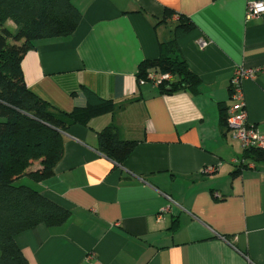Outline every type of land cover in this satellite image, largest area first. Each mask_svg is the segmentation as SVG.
Listing matches in <instances>:
<instances>
[{
  "label": "crops",
  "instance_id": "crops-1",
  "mask_svg": "<svg viewBox=\"0 0 264 264\" xmlns=\"http://www.w3.org/2000/svg\"><path fill=\"white\" fill-rule=\"evenodd\" d=\"M250 1L71 0L76 30L34 41L21 60L32 93L57 112L112 107L61 132L51 177L16 180L69 213L14 236L29 264H264V161L244 158L220 120L234 70L249 69L247 121L264 132V13L246 18ZM177 13L195 25L177 44L201 84L158 94L138 65L158 57ZM108 125L137 142L122 162L98 148Z\"/></svg>",
  "mask_w": 264,
  "mask_h": 264
},
{
  "label": "trees",
  "instance_id": "trees-1",
  "mask_svg": "<svg viewBox=\"0 0 264 264\" xmlns=\"http://www.w3.org/2000/svg\"><path fill=\"white\" fill-rule=\"evenodd\" d=\"M173 13L166 8L161 21ZM177 17L171 37L159 43L158 57L138 65L137 79L152 80L158 94L196 93L201 84L177 44V38L195 25L185 15L177 13ZM8 20L15 25L14 30L7 27ZM80 20L81 12L71 0H0V264H29L14 236L38 224L59 225L69 216L66 209L34 188L16 184V180L24 175L35 182L51 177L63 154L61 132L69 124H87L93 115L112 107L107 102L105 106L57 112L25 85L21 60L34 41L71 35ZM165 74L169 77L161 78ZM227 109L220 114L225 127H229ZM136 144L135 140L120 139L112 125L98 133V148L115 163L122 162ZM242 155L264 161V148H246ZM35 162L39 167L27 171Z\"/></svg>",
  "mask_w": 264,
  "mask_h": 264
},
{
  "label": "built area",
  "instance_id": "built-area-1",
  "mask_svg": "<svg viewBox=\"0 0 264 264\" xmlns=\"http://www.w3.org/2000/svg\"><path fill=\"white\" fill-rule=\"evenodd\" d=\"M264 13V0L250 1L246 5V18H256ZM253 71L249 69L237 68L234 70L230 85L234 102L227 109V123L232 136L238 140L241 149L250 147L264 148V132L258 130L256 125L247 121L245 105L242 99L241 81L243 78L252 77ZM151 77H153L151 75ZM169 75H162L167 79ZM211 170L210 167L204 169Z\"/></svg>",
  "mask_w": 264,
  "mask_h": 264
},
{
  "label": "rangeland",
  "instance_id": "rangeland-1",
  "mask_svg": "<svg viewBox=\"0 0 264 264\" xmlns=\"http://www.w3.org/2000/svg\"><path fill=\"white\" fill-rule=\"evenodd\" d=\"M9 23V25H7V27L10 29V27H11V29L10 30H13L14 28V24L12 23V22H8ZM13 28V29H12ZM16 184H19L18 182H16Z\"/></svg>",
  "mask_w": 264,
  "mask_h": 264
}]
</instances>
